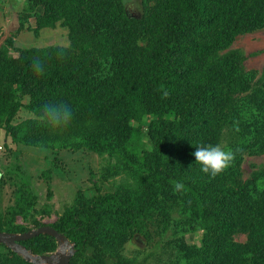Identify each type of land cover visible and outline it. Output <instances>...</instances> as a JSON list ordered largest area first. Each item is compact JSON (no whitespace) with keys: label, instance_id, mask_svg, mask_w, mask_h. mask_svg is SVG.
<instances>
[{"label":"trees","instance_id":"trees-1","mask_svg":"<svg viewBox=\"0 0 264 264\" xmlns=\"http://www.w3.org/2000/svg\"><path fill=\"white\" fill-rule=\"evenodd\" d=\"M23 2L19 28L60 25L68 44L0 45V151L9 160L0 183L12 197L0 231L45 225L51 212L20 162L24 146L43 155L44 179L61 172L63 151L96 153L108 160L99 181L77 186L48 223L74 243L70 264H264V163L246 176L242 166L264 157V65L245 69L231 47L264 28V0H139L137 15L126 0ZM57 102L72 120L53 128L41 110ZM20 109L30 115L16 121ZM201 144L232 150L231 167L204 174L193 155ZM135 237L144 246L128 254ZM20 243L34 254L57 249L48 234ZM0 264L32 263L0 243Z\"/></svg>","mask_w":264,"mask_h":264},{"label":"rangeland","instance_id":"rangeland-1","mask_svg":"<svg viewBox=\"0 0 264 264\" xmlns=\"http://www.w3.org/2000/svg\"><path fill=\"white\" fill-rule=\"evenodd\" d=\"M139 0H126L127 10L132 15L139 13ZM24 6L23 0H0V45L8 38H12V44L19 47L31 46H46L50 44L67 45V28L57 25L54 28H43L35 34L32 30L27 28H19L20 17ZM34 26L33 18H29L25 26ZM234 49H239L244 54L243 65L245 69H256L260 71L264 65V28L257 29L253 32L238 35L231 45ZM14 54L16 52H13ZM12 53V54H13ZM30 114L25 109H20L16 117V121L28 117ZM5 141V135L2 128H0V142ZM2 145V143H0ZM17 145L13 144V148ZM24 149L18 154L20 162L30 175L31 182L36 188L39 199L38 205H48L51 208L49 215L42 216V222L48 224L54 221L57 213L62 210L64 205L68 204L77 186L84 187L89 185L92 178L99 181L101 169L108 163L107 156H100L93 153L85 152H70L63 151V162L59 164L61 172L52 171V177L44 179L41 171L46 168L43 155L34 151L32 148L23 147ZM4 149V148H3ZM3 149L0 151L2 156ZM52 155H48L50 158ZM9 160L5 157H0L1 163L6 164ZM264 163L263 156L247 157L243 163L245 176L251 170L250 163ZM120 176L109 177L102 183L111 186L112 183L119 180ZM106 187V186H105ZM104 187V188H105ZM10 184L0 183V208L4 209L12 201ZM49 194V196H47ZM20 222V218H18ZM45 224V225H46ZM239 239H243L241 236ZM138 244L144 246L141 238L135 237L130 245H128V254L133 251L134 245Z\"/></svg>","mask_w":264,"mask_h":264},{"label":"clouds","instance_id":"clouds-1","mask_svg":"<svg viewBox=\"0 0 264 264\" xmlns=\"http://www.w3.org/2000/svg\"><path fill=\"white\" fill-rule=\"evenodd\" d=\"M33 70L37 74H43L44 62L39 57L33 60ZM43 119L53 128H59L68 125L72 120L71 108L63 102L47 103L42 108ZM193 153L195 161L200 165L201 171L210 178L215 179L228 170L235 160V153L227 150L219 144L207 145L203 144L195 147ZM174 188L179 191L183 189V184L173 182Z\"/></svg>","mask_w":264,"mask_h":264},{"label":"water","instance_id":"water-1","mask_svg":"<svg viewBox=\"0 0 264 264\" xmlns=\"http://www.w3.org/2000/svg\"><path fill=\"white\" fill-rule=\"evenodd\" d=\"M39 234L53 236L57 242V249L50 253L34 254L31 249L26 248L20 243V241ZM0 243L32 264H70V258L75 251L74 243L70 242L64 234L58 232L48 224L31 228L22 233L0 231Z\"/></svg>","mask_w":264,"mask_h":264}]
</instances>
